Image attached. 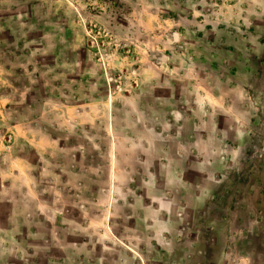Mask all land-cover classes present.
<instances>
[{
    "label": "rangeland",
    "instance_id": "obj_1",
    "mask_svg": "<svg viewBox=\"0 0 264 264\" xmlns=\"http://www.w3.org/2000/svg\"><path fill=\"white\" fill-rule=\"evenodd\" d=\"M0 264H264V0H0Z\"/></svg>",
    "mask_w": 264,
    "mask_h": 264
}]
</instances>
